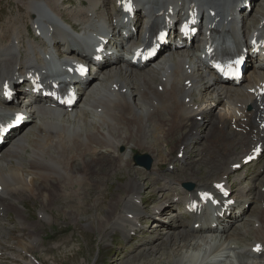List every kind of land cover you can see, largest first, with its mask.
I'll list each match as a JSON object with an SVG mask.
<instances>
[{"label":"bare ground","instance_id":"6f19581e","mask_svg":"<svg viewBox=\"0 0 264 264\" xmlns=\"http://www.w3.org/2000/svg\"><path fill=\"white\" fill-rule=\"evenodd\" d=\"M69 1L71 0H38L25 2L23 6L32 24H38L46 37H48L47 26L53 27L54 32L50 40L54 42L53 45L58 51L59 47H63L64 54L68 52L72 57L79 59L74 52L80 47L75 43L74 35L69 32L71 28H75V24L94 26L101 20L108 31L115 35L119 32V23L125 16L121 18V13L115 4L108 10L107 6L111 0L109 4L105 0H87V5L82 3L83 0H79L80 8L73 11L74 16L71 18L73 24H71L60 13L62 4H67ZM116 1L114 0V3ZM142 1L136 0L137 8H141ZM148 1H152L154 6L162 8L165 12L173 6L177 11V17L186 12L192 4V0ZM233 1L236 3V0ZM262 1L263 6L260 5L257 13L250 14L247 21L237 17V5H235L233 22L223 25L224 29L231 28L232 24L236 25L233 33L239 37L237 43L242 47L256 39L252 34L258 33L264 39V27L261 26L264 22V0ZM196 2L199 5L207 2L211 10L223 13L214 4V0H196ZM162 9L149 12L155 26L160 21L158 14ZM207 11L206 8L200 10L201 13ZM17 22H11L8 27L10 28L8 41L4 42L5 32L0 33V80L12 76L16 71L26 73L27 69L39 64L43 56L48 54L43 44L35 42V39L22 42L23 26ZM62 38L66 42L64 45H61V41H57ZM133 42L134 39L131 38L123 40V46H130ZM197 49L196 47L193 51L177 52L143 72L129 65L128 60L119 55L118 59L121 62L116 67V72L102 70L97 81L93 80L90 84L83 83L81 90L84 100L78 110H73L72 113L47 109L44 104L19 108L18 106L21 105L19 103L6 104L0 101V111L17 113L24 116V121L36 120L32 130L23 135L22 139L0 158V235L11 236L17 230L24 235L29 230L34 235V239L29 242L20 239L15 246L14 244H5L4 248L0 246V257H3L8 249L15 248L17 254L24 251L26 260L31 259L25 264H34L32 258L40 264H45L38 256L41 249L47 248L43 236L45 229L57 226L61 217L67 221V225L76 223L85 227L82 220H86V217L73 218L72 214L76 211L69 210L71 207L74 208L72 203L76 201L74 204L83 207L88 199H94V202L102 200L103 186L108 185L112 176L121 168L130 164L127 161L129 158L127 154L119 153V147L138 140L135 143L138 148L152 150L153 158L158 156L153 162L152 175L149 176L145 172L143 174L147 177L146 180L141 178L138 183L137 179L132 178L122 186L123 193L119 192L115 195L108 214L99 220L98 228L94 226L95 231L102 233L104 237L109 231L112 234L122 233L121 242L129 243L141 237L149 226H153L156 233L160 231L161 226H164L165 234L162 232L163 235L157 237L162 243H166L155 244L146 250L141 255L143 260L150 264L157 262L196 264L198 254L191 255L188 252L189 255H185L184 252L199 249L202 243H206V239L199 240L201 236L191 234L192 230L180 222L179 216H170L169 223L161 218L163 213L170 211L167 210V205L170 204L171 207L173 203L171 198L164 197V190L160 188L162 181L157 182L155 179L164 177L170 180L163 186L165 188H170L172 184L181 187L183 183L192 182L198 190L209 189L215 183H228L235 193L232 198L238 200L236 195L238 193L241 198L239 202L250 208L249 211L240 209L239 215L231 211L230 217L217 220L225 233L221 237L225 238L224 240L221 238L220 244L218 242L219 245L213 251L212 258L201 264H264V173L261 176L258 174L256 181L249 184L246 182L239 187V190L229 180V176L236 171L237 166L243 165V157L249 154L253 145L247 133L235 132L229 126L233 121L238 127L245 126V115L247 119L257 117L258 101L250 91L263 88L264 69L251 68L249 65L248 68L251 70L244 76L247 80L246 85L223 86L218 83L216 77L205 70V62L201 59L204 52L196 59ZM124 71L125 75H123ZM134 80L136 82L133 84ZM203 91L208 92L204 98ZM219 104H221L220 109L215 111ZM207 115L212 116L211 119L208 117L210 121L199 120ZM149 135L158 140L161 147L151 141L148 146L140 140L142 136L147 138ZM168 143L173 147L168 151L164 150L163 154L162 150ZM193 149L196 155L191 159L190 153ZM206 150L211 152L207 156L203 154ZM181 154H183L182 158H180ZM75 160H78V165L74 164ZM97 161L106 162L107 168L99 166L97 169L89 170L88 165ZM180 164L187 169L192 168L185 171L186 174L185 172L173 176L167 174L171 170L175 171ZM261 168L264 169V161ZM163 169L168 171L163 172ZM183 173L185 175H181ZM199 173L204 174L206 179L203 180ZM87 182L91 186L89 189L85 188ZM149 182L152 183L151 188L154 187L155 191H158L159 199L156 201L146 200L148 191H153L148 188ZM235 189L238 190L237 193ZM90 192L95 195L92 196ZM180 194L178 190L175 191L176 196ZM139 195L141 199L138 198ZM28 201H31V207L39 204L38 218L33 219L34 221H29L28 215L21 209V205L25 211L29 209ZM137 201L145 204L143 212L136 211ZM146 206H154L153 213L148 212ZM243 212L248 216L245 222L239 223L237 227H232L227 232L228 224L242 218ZM12 213L18 218L17 226L7 229L8 227L2 222H11L9 217ZM83 214L85 215V212L81 211L80 215ZM170 214L172 215L171 212L167 213ZM131 215L134 222L128 220ZM223 222H226V225H223ZM177 228L181 230L176 231ZM210 229L208 225L202 223L200 231H210ZM208 238L209 241L212 239L208 243H214L219 239L217 236H208ZM142 242L141 246H148L153 242V238L145 242L142 238ZM229 242H235V245L225 247ZM258 244L262 245L261 256H256L252 252ZM165 246L169 248L165 249L161 256H166V261L160 258L154 260V254ZM173 247H178L180 251L174 252ZM58 248L59 246L55 247ZM135 256L140 257L136 254L126 261V264H133Z\"/></svg>","mask_w":264,"mask_h":264},{"label":"rangeland","instance_id":"374dc122","mask_svg":"<svg viewBox=\"0 0 264 264\" xmlns=\"http://www.w3.org/2000/svg\"><path fill=\"white\" fill-rule=\"evenodd\" d=\"M33 1H38V0H0V33H1V31L5 32L4 42H6L10 39L9 38L10 37V35H9L10 28H8V27L10 26L11 22H17V20L19 22V23L17 22L19 25H21V26L23 25V27L25 26V30L22 27V31H21L22 36L27 38L28 35L31 34V27H30L31 19L27 17L26 9H25V6H23V5L25 4V2H33ZM109 1L110 0H105V2H107V3ZM260 1H261L260 5L263 6L262 5L263 1L262 0H260ZM113 4H114V0L113 1L111 0L110 4L107 6V8H109V10H110ZM78 6H79V2H76V3L73 2L71 8L68 9V5H66V3H64V4H62V6L60 8V13L63 15L64 18H66L67 20H69L73 24V21L71 19L72 18V11L78 9ZM257 10H259V8L255 7L254 12L252 11L251 15L257 13ZM19 11L21 12V15H20ZM251 68H253V67H251ZM108 69H109V67L103 69V71L104 72L108 71ZM111 70L116 72L115 69H111ZM144 70L142 69L141 72H143ZM250 70L251 69H249V72H250ZM249 72L247 73V75L249 74ZM123 75H125V71L123 72ZM116 76H118L117 73L115 74V77ZM97 79L98 78H95L94 80L97 81ZM135 82H136V80L133 81V84ZM244 84L245 85L247 84V80H245L243 85ZM132 87H133V85H132ZM160 90H161V88H160ZM131 91H133V89H131ZM207 93H208L207 91H203V93H202L203 98L206 97ZM83 100L84 99H82V101ZM82 101H81V103H82ZM20 102L21 101L19 100V103ZM80 106H81V104H80ZM217 106H218V108H215V111H218L220 109L219 107L221 106V104H219ZM18 107L21 108V105H19ZM78 108L76 110H78ZM208 117H210V119H211L212 116L207 115L203 118H200L199 120L201 122H206V120H208ZM210 119L208 121H210ZM35 123H36V120L29 121L26 123L25 126L30 127V129L28 128L29 130H27L28 132H30L32 130ZM148 125H150V123H148ZM195 132H198V131H195ZM71 134H74V133L71 132ZM195 134L197 135L198 133H195ZM129 139L130 138H128L127 141H129ZM140 140L147 143L148 146L150 145L149 143L155 142L156 146L161 147V144L158 142V140L154 139V137H151V135H149V137H147V138H146V136H142L140 138ZM137 141L134 140V143L121 146V147H124V152L128 149L127 150L128 153L126 152L127 157H129L127 159V161L131 165L129 164L128 167L125 166L124 168H121L120 171L116 175L112 176V179L109 180L108 185L103 186L102 190L104 189V192H103L104 197L102 200H97L94 202V199H88V201L85 203V206H83V207H79V204H74L76 201L74 203H72V205H74V208L71 207L69 210L70 211H76V212H73V214H72L73 218L75 219L76 217L77 218L86 217V220H82L83 223L85 224V227L81 226L79 224L76 225V223H73V224L68 223L69 225H67V221H65L64 218L61 217L59 219V223L57 224V226H54L53 228L49 227V228L45 229L46 232H44L43 236H45L44 244H45V247H47V248L41 249L40 254L38 255L41 258V260H43L45 262V264H126V261H128L130 258H132V256H134L136 254L140 255V257L135 256V262L133 264H150V262L144 261L141 255L144 252H146V250L153 247L155 244H162L163 245L166 243V242L162 243L161 239L158 238L161 235H163L162 232L165 234L164 226H161L160 231L157 233H156V231H154L153 226H151V227L149 226L150 228L148 227L146 232L144 234H142L141 237L140 236L137 237L135 239V241H133V244H132V241L129 243H127L126 241L121 242L122 235L120 233V235H121L120 236L118 234L119 232L117 234H112V233H110L111 231H109L108 235L106 237H104L102 235V233L98 232L97 230L95 231V228H98V225L100 222L99 220H101V218H103L106 214H108L110 205L115 200V197H116L115 195L118 194L119 192L123 193V190L121 189L122 186L126 185L128 183V181H130L132 178L137 179L136 181H138V183H139V181H141L140 180L141 178L146 180L147 177L143 174L145 172H143L140 168H137L134 166V161H133L134 155L136 153H140L142 155L148 154L149 156H151L153 162H155L154 159H156L158 157V156H156V158H153L154 154H152V150H145V149H141L140 147L138 148L135 145V143H137ZM156 141H157V143H156ZM169 143L162 150L163 154H164V150L168 151L169 149H171V147H173L172 145H169ZM211 144L214 145L213 143H211ZM121 147H119V149H118L120 154H121V151H120ZM88 154H90V153H88ZM88 154H87V157L90 158V156ZM163 154H161V155H163ZM187 154H189V153H187ZM190 154L192 155L191 159H194V156L196 155L195 149H193V151ZM74 164L78 165L79 164L78 160H75ZM167 164H169V163H167ZM99 166L107 168L108 164L104 161H97V162L90 163L88 165V168H89V170H92V169H97ZM166 166L167 165H164V167H166ZM196 167L198 168V165H196ZM191 168L192 167H190L189 169H191ZM152 169H153V167H152ZM128 170H130V171H128ZM203 171H205L204 168H203ZM186 173L187 172H185V174ZM185 174L183 173L181 175H185ZM201 174L202 173H199V176H202L203 177L202 179L205 180L206 179L205 175L204 174L201 175ZM253 174H254V172L252 170H250L249 176H252ZM142 175H144V176H142ZM151 175H152V173H151ZM190 183H192V182H190ZM88 184H89V182H87L85 185V188H87V189L91 188V186H89ZM248 184H249V182H248ZM151 187H152V183L149 182L148 188H151ZM237 189L239 190V187H237ZM237 189H235L236 193L238 192ZM151 190H153V191H148L147 197L145 194L146 200L147 201L148 200H155L156 201L157 199H159V198H157V195H156L158 191H155L154 187L151 188ZM144 192H145V190H144ZM90 194L92 196L95 195L92 192H90ZM141 194L142 193H140V195ZM140 195L138 196L139 199H141ZM77 201L79 202V200H77ZM30 202L31 201L27 202V206L29 207L28 210L25 211L23 209L22 205H21V209L28 215L27 219L29 221H34V220H36V218H38V211L37 210H38L39 204L36 206L33 205L34 207H31ZM61 203H63V201H61ZM151 203H153V201ZM153 207L154 206H152V207L146 206V209L148 212L153 213ZM98 208H99V210H98ZM81 211H84L85 215L84 214L80 215ZM30 213L32 215H30ZM163 214L164 215L161 216V218H164L163 220H165V222L169 223L168 220H171V217H170L171 214H170V216L167 215V213H163ZM174 216L176 217L177 215H172V217H174ZM30 217H32V218H30ZM246 217H248V216H246ZM9 218H10L11 222H2V223L5 224L6 227H8L7 229H12L14 226H17L16 223L18 221V218H16V215L13 213L10 214ZM242 218H243L242 223H244L245 222L244 221L245 220V213L244 212L242 214ZM154 223H156V222L154 221ZM232 223H233V221H232ZM242 223H240V224H242ZM94 226H96V227L94 228ZM147 226H148V224H147ZM255 226H257V224ZM234 227H237V225H235ZM55 229H56V231H55ZM144 229H145V227H144ZM179 230H181V228L176 229V231H179ZM46 233L49 235H47ZM194 236H196V235H194ZM142 238H144V242L149 240L150 238H153V242H151L148 246H141V244L143 243ZM221 238H223V237L220 236L218 241H214V243H208L213 239V237L209 241L208 236H206V237L201 236V237H199V240L206 239V243L205 244L202 243V246H200L199 249H194V250L191 249L187 252L185 251L184 254L186 255V254H188V252L191 255L194 253L198 254L197 255L198 262L196 264H201L203 261L208 260L209 258H212V256H213L212 253L216 249V247L220 244L219 241L221 240ZM224 238H223V240H224ZM20 239L22 241L29 242V241L34 239V235L29 230L26 231V234H24V235H21L18 232V230L15 232V234H13L11 236L9 234L0 235V246L1 247L3 246V248L5 247V244L6 245L7 244H12V245L14 244V246H15L17 244L18 240H20ZM218 242H219V244H218ZM228 245H235V242H229L225 245V247ZM56 246H59V248L55 249ZM210 246H211V248H210ZM167 248H169V246H165L164 248L161 247V249H159V251L154 254L153 259L154 258H157V259L160 258L162 261H166V256H161V255L164 252V250ZM173 251L179 252L180 249L178 247H173ZM15 253H16V255H15ZM28 259H29V257H28ZM32 260H34V264H40V262H37L34 258H32ZM27 261L28 260H26V253H24V251H22V253L17 254V249H15V248H14V250L8 249L7 252H5V255L3 257H0V264H25ZM29 261H31V259ZM233 261H235V257H233ZM155 264H160V263L157 262Z\"/></svg>","mask_w":264,"mask_h":264},{"label":"water","instance_id":"95a60500","mask_svg":"<svg viewBox=\"0 0 264 264\" xmlns=\"http://www.w3.org/2000/svg\"><path fill=\"white\" fill-rule=\"evenodd\" d=\"M135 160L138 165L145 166L146 168L151 167V159L148 156H137Z\"/></svg>","mask_w":264,"mask_h":264}]
</instances>
